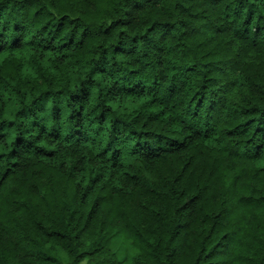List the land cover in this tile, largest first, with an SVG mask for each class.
I'll return each instance as SVG.
<instances>
[{
	"label": "trees",
	"instance_id": "trees-1",
	"mask_svg": "<svg viewBox=\"0 0 264 264\" xmlns=\"http://www.w3.org/2000/svg\"><path fill=\"white\" fill-rule=\"evenodd\" d=\"M0 264H264V0H0Z\"/></svg>",
	"mask_w": 264,
	"mask_h": 264
},
{
	"label": "rangeland",
	"instance_id": "rangeland-1",
	"mask_svg": "<svg viewBox=\"0 0 264 264\" xmlns=\"http://www.w3.org/2000/svg\"><path fill=\"white\" fill-rule=\"evenodd\" d=\"M116 243H117V245H121L122 244V239L116 240Z\"/></svg>",
	"mask_w": 264,
	"mask_h": 264
}]
</instances>
